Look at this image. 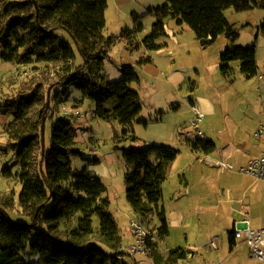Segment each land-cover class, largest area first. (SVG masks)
Returning a JSON list of instances; mask_svg holds the SVG:
<instances>
[{"label":"rangeland","instance_id":"obj_1","mask_svg":"<svg viewBox=\"0 0 264 264\" xmlns=\"http://www.w3.org/2000/svg\"><path fill=\"white\" fill-rule=\"evenodd\" d=\"M107 1L103 33L114 41L105 57V77L109 81L119 80L124 66L134 67L140 76L131 85L140 95L142 111L138 119L128 127L116 118L97 116L96 102L84 98L76 85L69 86L59 100L54 99L53 107L57 117L80 111L75 114L77 149L87 161L77 158L74 166L87 167L107 185L110 211L120 229L122 249L136 241L131 224L136 218L126 194L128 167L123 152L157 143L179 151L162 186L161 204L169 218L170 235L165 241L159 237L156 225L160 221L155 214L149 223H143L155 235L158 250L184 247L189 255L185 264H264L252 256L247 242L238 241L232 248L228 237L244 218L254 227H264V180L240 171L264 146L256 136L258 127L264 124V34L259 31L264 9L237 12L227 8L224 13L237 29V38L220 36L205 44L190 26L167 18L165 35L157 41L163 48L151 51L143 42L156 21L150 10L167 4L168 0ZM137 19L143 23V31L136 36L131 33L126 39V31L134 28ZM59 33L64 34L63 30ZM252 44L257 45L259 73L247 77L241 72V62L235 60L231 62L232 70L223 74L220 55L226 47ZM1 52L0 45V191L14 198L13 217L23 220L19 201L23 186L15 176L20 165L15 151L7 147L8 135L4 132L13 115L2 107L19 91L33 93L39 83L47 87V83L55 82L71 69L73 63L39 61L31 55L7 62L1 58ZM143 57H150V62H141ZM50 91L55 98L58 91L62 92L61 86L53 84ZM194 104L205 113L201 124L205 137L217 145L212 157L191 148L190 144L199 138L192 124ZM52 124L53 120L46 124L48 142ZM151 159L157 161L156 156ZM220 161L233 163L235 169L221 166ZM8 168L14 173L11 177L7 176ZM183 174L189 180L188 186L181 181ZM75 225L63 222L61 228L72 229ZM93 239L103 249L113 251L99 241L97 234ZM40 258L35 255L30 260ZM127 259L131 264H154L147 254L138 253Z\"/></svg>","mask_w":264,"mask_h":264},{"label":"trees","instance_id":"obj_2","mask_svg":"<svg viewBox=\"0 0 264 264\" xmlns=\"http://www.w3.org/2000/svg\"><path fill=\"white\" fill-rule=\"evenodd\" d=\"M107 7V0H0V45L4 61L31 55L39 61L73 63L71 69L55 82L47 83V87L39 83L33 93L19 91L2 107L13 115L4 132L8 135L7 147L15 151L20 165L15 176L23 186L19 201L25 219L13 217L14 198L0 191V264H131L128 259L119 258L125 253L121 250L117 220L110 211L107 185L87 167L74 166L77 158L87 161L77 149L75 114L57 117L53 107L54 99L59 100L69 86L76 85L84 98L96 102L97 116L107 120L116 118L128 127L138 119L142 111L140 95L131 85L140 76L134 67L124 66L119 80L109 81L105 77V57L114 41L103 33ZM231 7L237 12L264 9V0H168L167 4L150 10L155 13L156 21L144 38V45L151 51L163 47L157 41L165 35L166 19L170 17L180 25L190 26L197 38L206 43L220 36L236 39L238 31L224 13ZM143 29V23L137 19L125 38L129 39L131 33L136 36ZM259 31L264 34V20ZM150 60L143 57L141 62ZM235 60L241 62V72L247 77L259 73L256 44L226 47L220 55L223 74L232 70L231 62ZM53 84H59L62 90L55 98L50 91ZM43 119L46 124L53 120L44 152ZM190 145L206 154L217 147L207 137L197 138ZM178 153L172 146L157 143L123 152L128 167L126 194L135 218L147 224L152 215H157L160 225L156 229L162 240L169 234L166 210L161 204L162 186ZM153 156L156 162L152 161ZM6 173L9 177L14 174L9 168ZM63 222L76 225L64 230ZM95 234L113 251L103 249L93 239ZM230 241L233 248L234 230L230 232ZM149 246L153 247L154 264H178L188 258L184 247L172 248L164 255L157 244L149 243ZM35 255L41 256L40 261L30 260Z\"/></svg>","mask_w":264,"mask_h":264},{"label":"built area","instance_id":"obj_3","mask_svg":"<svg viewBox=\"0 0 264 264\" xmlns=\"http://www.w3.org/2000/svg\"><path fill=\"white\" fill-rule=\"evenodd\" d=\"M79 113L80 111L75 112V114ZM193 113L194 120L192 124L198 130L199 138L203 139L205 134L202 131L201 124L204 119V113L195 104L193 105ZM256 136L264 143V124H261L258 127ZM220 165L228 168L229 170L235 169V165L233 163L220 161ZM240 171L252 175L259 180H264V146L246 165H242L240 167ZM131 224L136 241L126 250L122 249L125 254L119 255V258L127 259V257L134 256L137 253L151 256L153 247L149 246V243L156 244L155 235H153L138 219H134ZM234 238L236 240L247 242L250 246L252 256L264 262V227H253L250 220L248 218H244L238 223V225H235ZM133 264L139 263L135 262Z\"/></svg>","mask_w":264,"mask_h":264},{"label":"crops","instance_id":"obj_4","mask_svg":"<svg viewBox=\"0 0 264 264\" xmlns=\"http://www.w3.org/2000/svg\"><path fill=\"white\" fill-rule=\"evenodd\" d=\"M168 43H166V45H167ZM165 45V46H166ZM163 47H161L160 49H162ZM159 50V49H158ZM202 111V110H201ZM203 112V111H202ZM204 113V112H203ZM205 114V113H204ZM190 144V143H189ZM191 148H192V150H194V152H197V153H202V151L201 150H197V149H194L192 146H191ZM262 149V148H261ZM260 149V150H261ZM214 152V151H213ZM213 152L212 153H210V154H206V153H204L203 152V154L204 155H208V156H210V157H212V155L211 154H213ZM181 181L183 182L184 181V183L188 186V184H189V180H188V178H187V176H186V174H183V177H182V179H181ZM163 206H164V204H163ZM165 207V206H164ZM165 210H166V208H165ZM166 214H167V212H166ZM167 219H168V224L170 225V222H169V218H168V215H167ZM156 226H159L158 224L156 225ZM254 227V226H253ZM258 228V227H257ZM170 235V227H169V234L166 236V237H168ZM133 236V235H132ZM134 237V236H133ZM166 237L163 239V241H165L166 240ZM228 237H229V242H230V245H231V241H230V232H229V234H228ZM135 239V238H134ZM122 241H123V238H122ZM162 241V242H163ZM238 241H240V240H236L235 239V241H234V246L233 247H236L237 245H238ZM231 247H232V245H231ZM170 250V249H169ZM169 250H167V251H163L161 248H160V251H161V253L162 254H164V255H167V253H168V251ZM138 254V253H137ZM137 254H135V255H137ZM139 254H142V253H139ZM134 255V256H135ZM189 256V255H188ZM189 259V257L186 259V260H184V261H182L180 264H185L184 262H186L187 260Z\"/></svg>","mask_w":264,"mask_h":264},{"label":"water","instance_id":"obj_5","mask_svg":"<svg viewBox=\"0 0 264 264\" xmlns=\"http://www.w3.org/2000/svg\"><path fill=\"white\" fill-rule=\"evenodd\" d=\"M202 44L206 43V40H201ZM46 119H43L41 126V138H42V152L45 151V140H46Z\"/></svg>","mask_w":264,"mask_h":264}]
</instances>
